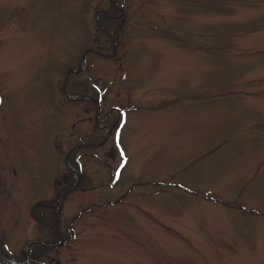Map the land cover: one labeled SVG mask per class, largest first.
<instances>
[{"label":"rangeland","instance_id":"1","mask_svg":"<svg viewBox=\"0 0 264 264\" xmlns=\"http://www.w3.org/2000/svg\"><path fill=\"white\" fill-rule=\"evenodd\" d=\"M0 238L264 264V0H0Z\"/></svg>","mask_w":264,"mask_h":264},{"label":"water","instance_id":"2","mask_svg":"<svg viewBox=\"0 0 264 264\" xmlns=\"http://www.w3.org/2000/svg\"><path fill=\"white\" fill-rule=\"evenodd\" d=\"M2 248L1 246V238H0V249ZM22 264H43V263H37L33 260H31L30 258H27Z\"/></svg>","mask_w":264,"mask_h":264},{"label":"trees","instance_id":"3","mask_svg":"<svg viewBox=\"0 0 264 264\" xmlns=\"http://www.w3.org/2000/svg\"><path fill=\"white\" fill-rule=\"evenodd\" d=\"M40 245H41V248H42V249H46V250H47V249L50 248V247H48V246H46V245H44V244H40Z\"/></svg>","mask_w":264,"mask_h":264}]
</instances>
